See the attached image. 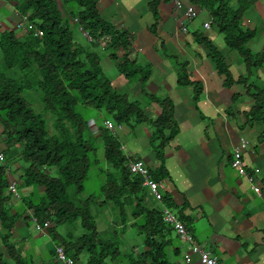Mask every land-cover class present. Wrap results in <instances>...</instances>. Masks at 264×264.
I'll use <instances>...</instances> for the list:
<instances>
[{
    "label": "trees",
    "instance_id": "obj_1",
    "mask_svg": "<svg viewBox=\"0 0 264 264\" xmlns=\"http://www.w3.org/2000/svg\"><path fill=\"white\" fill-rule=\"evenodd\" d=\"M5 1L14 3L18 14L28 16L34 28L43 33L38 37L34 29L18 34L16 30H2L0 27V125L8 145H20L22 148V156L28 164L24 183L45 188L38 204L30 203L33 216L41 224L50 221L55 226L50 232L57 246H62L75 263L81 254L87 253V264H173L166 251L171 244L168 232H175L173 225L164 221L160 208L145 204L148 189L143 186V178L130 172V159L123 153L117 138L107 129L101 132L108 165L100 192L102 199L99 200L96 195H85L84 190V182L94 162L92 157H97L101 146L89 133L88 122L77 112V106L104 112L107 119L117 124L129 125L133 120L137 123L146 120L139 103L117 91L105 76L98 51L104 42V51L116 63L123 52V63L118 65V70L128 79H138L144 91L143 86L151 77V71L150 67L137 63L134 36L117 30L101 17L97 7L99 0ZM189 1L210 13L213 26L223 35L228 50L242 58L247 69L246 77L234 81L224 53L207 39L201 36L195 38L208 49L218 73L225 77L226 85H248L255 104L247 119L249 122L264 123V82L248 83V79L264 65V50L253 53L249 48L256 33L242 26L247 8L245 0H240L236 8L228 0ZM60 5L65 7L71 19L76 20L80 31L86 34L87 45L75 41L71 23ZM151 8L155 20L154 32L158 9L154 3ZM176 64L178 83L194 85L197 99L201 92L199 84L189 80L187 64ZM31 93L40 95L42 113H37L30 105L27 97ZM159 103L162 114L154 125L161 164L154 172L156 180L164 177L163 149L178 133L171 102ZM49 113L55 119L53 135L48 131L45 118V114ZM167 131L168 136L165 134ZM8 185L6 167L0 166V219L8 230L6 241L14 223L6 209L10 198ZM163 201L165 206L173 207L169 200L163 198ZM96 205L106 207L109 212H118L117 221L108 232L112 236L98 230L92 214V207ZM131 221L134 222L131 224ZM76 224L83 230L82 234L75 232L74 235L71 229L66 236L59 234V227ZM129 227L142 237L143 250H139L138 245L130 251L121 250L123 235ZM7 250L17 264H25L15 255L14 247L7 246Z\"/></svg>",
    "mask_w": 264,
    "mask_h": 264
},
{
    "label": "crops",
    "instance_id": "obj_2",
    "mask_svg": "<svg viewBox=\"0 0 264 264\" xmlns=\"http://www.w3.org/2000/svg\"><path fill=\"white\" fill-rule=\"evenodd\" d=\"M176 1L184 6L192 5L189 0L98 1V11L103 19L117 30L134 36L137 63L150 67L151 71L142 91L138 79H128L118 70V65L123 63V52L117 63L113 62L104 51L106 44H100L98 51L105 76L117 91L139 103L146 118L143 122L133 120L129 125L120 124L122 129L108 132L117 138L130 162H143L152 179L160 182V194L173 205L172 208L165 206L164 201H158L143 185L148 189L145 201L148 207L160 208L162 212L168 208L187 225L194 244L211 252L218 264H264V123L247 119L255 104L248 85H226V79L218 73L208 49L195 38L207 39L224 53L234 81L246 77V65L238 53L228 50L223 35L214 28L206 9L197 7L198 17L188 22L185 9H177ZM228 1L234 8L241 3L240 0ZM152 3L158 9L155 33L152 32L155 24ZM245 3L247 8L242 26L255 31L256 36L249 48L253 53H259L264 50V0H245ZM60 8L72 27L78 28L76 20L65 13V7L60 5ZM0 9L5 10L0 14L1 29L16 30L19 14L15 4L0 0ZM181 21L187 23V32L183 31ZM206 24L210 28H206ZM78 30L86 37L80 28ZM176 62L187 64L189 80L199 84L201 92L197 99L194 85L178 83ZM259 82H264V65L248 79L252 85ZM161 101L171 102L178 133L163 149L164 177L156 180L154 172L161 163L154 122L162 114ZM93 113L88 121L89 133L101 146L97 154L99 163L104 165L100 170L103 185L108 165L101 132L106 130L105 122L109 119L98 110ZM3 131L0 125V154L5 157L0 166L10 170L9 174L6 173L8 183L17 182L20 198L12 197L7 191L10 198L6 209L14 223L6 241L8 230L0 219V264H17L7 250L10 245L25 264H64L55 256L57 241L50 232L55 226L51 223L49 228L39 230L33 221L30 203L37 205L45 188L24 183L28 164L22 156V148L20 145L9 146ZM165 134L168 136L169 132ZM243 139L248 144L242 153L244 165L254 175L255 183L261 189L260 195L232 167L234 151ZM84 190L88 194L85 186ZM98 195L101 200L102 196ZM168 233L171 240L166 248L168 259L173 264H187L184 260L187 250L175 232ZM138 246L143 250L142 245ZM87 256V253L81 254L76 264H87ZM190 264H201L198 254L191 252Z\"/></svg>",
    "mask_w": 264,
    "mask_h": 264
},
{
    "label": "built area",
    "instance_id": "obj_3",
    "mask_svg": "<svg viewBox=\"0 0 264 264\" xmlns=\"http://www.w3.org/2000/svg\"><path fill=\"white\" fill-rule=\"evenodd\" d=\"M175 6L177 9H185V16L188 22L196 19L198 17V8L189 5L184 6L180 1H176ZM181 27L183 31L187 32V23L181 21ZM206 28H210L209 24L205 25ZM16 29L20 30L21 32L28 33L31 29L35 30V36L41 37L43 33L34 28L29 20L28 16H20L19 20L16 23ZM105 127L112 133H115L117 130L122 129V125L117 124L113 125L112 123L106 121ZM248 148L247 141L245 139L241 140L239 146L234 151V156L232 160V167L237 171L238 175L241 178L247 180L251 186V189L258 195L261 194V189L255 183V177L252 173L248 172L245 168L244 161L242 158V153L245 149ZM5 157L3 154H0V162L4 163ZM129 170L132 174L140 175L143 178V185L146 186L154 195V197L158 201H163L162 195L160 194L159 187L160 182L154 181L150 175L149 170L143 164V162H130L129 163ZM6 173L9 174L10 170L6 168ZM8 192L11 194L12 197L19 199L20 194L17 188V182L12 181L8 186ZM163 217L164 221L167 224L173 225V229L178 235L180 241L182 242L184 248L187 250L184 253V260L187 264L191 263V252L196 253L199 255L200 263L201 264H218L217 259L212 256L211 252L204 250L203 248H199L194 244V237L186 228V226L179 220L168 208H164L163 210ZM33 221L36 224L39 230L49 228L51 225L50 221H46L44 224H40L36 217H33ZM55 256L56 259L64 264H76L75 261L66 254L65 249L62 246H57L55 249Z\"/></svg>",
    "mask_w": 264,
    "mask_h": 264
},
{
    "label": "rangeland",
    "instance_id": "obj_4",
    "mask_svg": "<svg viewBox=\"0 0 264 264\" xmlns=\"http://www.w3.org/2000/svg\"><path fill=\"white\" fill-rule=\"evenodd\" d=\"M66 12L67 11L65 10V13ZM2 13H5L4 9H0V14H2ZM1 18H2V16L0 15V21H1ZM71 29L73 31L74 39L76 42H78L84 46L88 44V40L86 39V37L82 36V34L79 32L77 27L73 28L71 25ZM16 32L18 34L21 33V31L17 30V29H16ZM27 98L29 99L30 105L33 107V109L37 113L43 112V105L41 104L39 94L31 93V95H28ZM95 110L96 109L89 108L87 106L86 107L82 106V105L77 106V112L82 116V118L87 120V122L92 117L91 115L94 114L93 112ZM105 116H106V114H105ZM45 118L47 119V123H48V125H47L48 131L50 132L51 135L55 134L54 116L51 113H49V114H45ZM108 122L112 123L113 125H117L115 122H113L111 120H109ZM87 127H88L87 129L89 131V125ZM99 159H100L99 154H97V157H95V158L92 157V160L94 161L93 166L91 167V169L89 171V174H88L86 181L84 182V186L86 187V191L88 192V194L91 193L92 195H96V196H99L98 194H100V189L102 186V181L100 179V170L104 169V165L102 163H99ZM85 195H87V193H85ZM83 197H84V195H83ZM162 198H163V196H162ZM92 214L96 218V221L99 225V227H98L99 231L102 233H107V234H105L106 236L107 235L112 236V234L110 235L108 232H109L110 226L115 225V222L117 221L116 217L118 215V212L116 210H112L110 212L109 211L107 212L106 207H101L100 205H96V206L92 207ZM76 225L77 226H73V227L70 225L62 226L61 228H59V232L62 236H66L67 232H69V229H71L74 231V235H75V232L77 235L82 234L83 230L80 228V226L78 224H76ZM75 227L78 229L75 230ZM119 238H120V236H119ZM141 240H142V237H140L137 234L136 230L134 228L129 227L123 235V239H122V243L120 244V248L123 252L130 251V249L134 245H141Z\"/></svg>",
    "mask_w": 264,
    "mask_h": 264
}]
</instances>
